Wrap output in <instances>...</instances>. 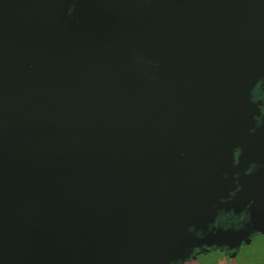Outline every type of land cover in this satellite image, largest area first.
Here are the masks:
<instances>
[{
    "label": "water",
    "instance_id": "1",
    "mask_svg": "<svg viewBox=\"0 0 264 264\" xmlns=\"http://www.w3.org/2000/svg\"><path fill=\"white\" fill-rule=\"evenodd\" d=\"M258 83L264 0H0V264L264 236ZM229 211L246 218L215 226Z\"/></svg>",
    "mask_w": 264,
    "mask_h": 264
},
{
    "label": "flooded vegetation",
    "instance_id": "2",
    "mask_svg": "<svg viewBox=\"0 0 264 264\" xmlns=\"http://www.w3.org/2000/svg\"><path fill=\"white\" fill-rule=\"evenodd\" d=\"M251 99L254 103H257L259 101L261 102L260 109H261V112L264 113V91L260 87L259 83L253 89V91L251 93ZM239 152H240L239 149H236L234 151V158L236 161L238 159V156L240 155ZM257 169H258V165L251 164L249 166V168L244 172L243 175H237L236 177H245L247 174H250L251 172H253ZM245 218H246V215L244 212H241L238 214H235L231 211L220 212L218 214L216 220H215L214 225L220 226L223 228L237 227L240 225V222L242 220H244ZM257 235H260V234H257ZM257 235H255V236H257ZM255 236L252 238V241L249 245H251L253 243ZM249 245L241 244V246L236 250H228L226 247L213 248V247L201 246V247L194 248L192 254L187 259H185L184 261H177V262H174L171 264H199V261L201 258L206 256L205 259L208 260L210 255H212V254H220L221 256H224L228 259L236 260L239 256L240 252L242 251V249L245 248L246 246H249ZM235 251H236V254L231 256L232 253Z\"/></svg>",
    "mask_w": 264,
    "mask_h": 264
},
{
    "label": "trees",
    "instance_id": "3",
    "mask_svg": "<svg viewBox=\"0 0 264 264\" xmlns=\"http://www.w3.org/2000/svg\"><path fill=\"white\" fill-rule=\"evenodd\" d=\"M260 236L263 238L262 240H264V236ZM258 244L255 236L253 243L243 248L236 260H229L236 264H264V243H260L261 247H259Z\"/></svg>",
    "mask_w": 264,
    "mask_h": 264
},
{
    "label": "rangeland",
    "instance_id": "4",
    "mask_svg": "<svg viewBox=\"0 0 264 264\" xmlns=\"http://www.w3.org/2000/svg\"><path fill=\"white\" fill-rule=\"evenodd\" d=\"M263 238L258 235L256 236V242L259 243L258 246L261 247L260 243H264ZM206 256L200 259L199 264H236L232 261H230L228 258H225L218 254H212L210 255L209 259H205Z\"/></svg>",
    "mask_w": 264,
    "mask_h": 264
}]
</instances>
